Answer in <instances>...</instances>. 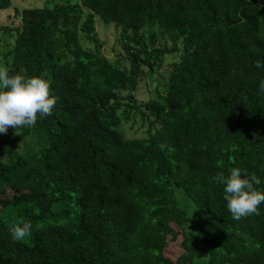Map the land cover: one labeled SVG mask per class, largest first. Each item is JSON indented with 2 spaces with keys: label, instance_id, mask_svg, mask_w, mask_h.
Segmentation results:
<instances>
[{
  "label": "trees",
  "instance_id": "1",
  "mask_svg": "<svg viewBox=\"0 0 264 264\" xmlns=\"http://www.w3.org/2000/svg\"><path fill=\"white\" fill-rule=\"evenodd\" d=\"M94 12L120 26L127 67L98 51ZM18 18L6 67L46 73L56 104L18 128L33 149L3 148L0 264H264V202L234 219L213 181L247 168L264 192V0H54L19 7ZM152 24L168 45L148 47L141 29ZM166 52L176 58L163 90L142 103L155 126L123 137L140 72ZM176 187L197 208L196 233L184 231ZM21 220L32 232L16 241Z\"/></svg>",
  "mask_w": 264,
  "mask_h": 264
},
{
  "label": "rangeland",
  "instance_id": "2",
  "mask_svg": "<svg viewBox=\"0 0 264 264\" xmlns=\"http://www.w3.org/2000/svg\"><path fill=\"white\" fill-rule=\"evenodd\" d=\"M54 0H11V5L0 9V65L7 66L11 55V48L14 38L13 26L19 25L20 20L18 18L19 7L31 6V5H51ZM77 1V0H71ZM256 2L262 3L263 0H255ZM84 8L83 5H81ZM93 24L95 36L98 41V46L93 42L86 40L83 33L79 32V41L83 46L90 47L92 49L97 47L98 51L103 54L109 60H117L121 58L122 64L128 66L129 62L123 57V51L118 43V33L120 26L113 24L112 22L103 21L97 13H93ZM6 25V27H2ZM157 25H146L141 29L144 40L148 47L159 46L163 42L167 45L170 43L165 33L160 34L157 31ZM154 32L155 36L153 40L149 39V33ZM174 54L166 52L164 53L160 66L154 67L152 71H147L143 69L138 77V82L133 90V95L136 100L137 108H131L129 110V118L127 120L120 121L117 125L123 137H138L147 134V128L155 126V123L151 121V117L147 114L146 108L142 103L148 98V96L153 95L154 88L161 92L163 90V85L166 81L167 75V64L169 61L175 59ZM126 90H118L119 98L126 99ZM17 131V132H16ZM18 133V129L9 127L7 134H0V158L5 159L6 154L3 151L5 147H11V150L16 152H24L26 149H33L35 147L34 138L24 136L22 138H17L15 135ZM175 199L180 209V214L183 219V227L186 233L197 232V226L195 218L197 215V208L194 203L185 195L181 188L176 187L174 190ZM174 227L179 231L178 227ZM180 237V236H179ZM177 241H171L166 245L165 253L169 257H173L174 254L179 249V239ZM203 259L202 255H198V259Z\"/></svg>",
  "mask_w": 264,
  "mask_h": 264
},
{
  "label": "clouds",
  "instance_id": "3",
  "mask_svg": "<svg viewBox=\"0 0 264 264\" xmlns=\"http://www.w3.org/2000/svg\"><path fill=\"white\" fill-rule=\"evenodd\" d=\"M255 67L261 68L264 64L257 60ZM46 75L29 76L22 71L10 74L8 67L0 65V134H7L9 127L16 130L33 127L38 116L52 115L56 98L50 95V84L44 79ZM259 89L264 92V80ZM213 181L224 185V199L234 219L259 214L264 192L255 186L260 185L261 180L247 168L232 167L227 175L218 172ZM10 231L14 240L22 241L31 235L32 224L21 220L13 224Z\"/></svg>",
  "mask_w": 264,
  "mask_h": 264
}]
</instances>
